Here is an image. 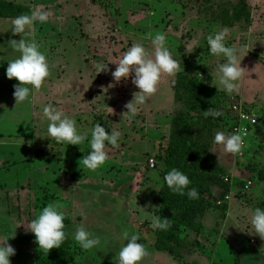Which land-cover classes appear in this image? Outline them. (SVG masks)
I'll list each match as a JSON object with an SVG mask.
<instances>
[{
  "label": "rangeland",
  "instance_id": "rangeland-1",
  "mask_svg": "<svg viewBox=\"0 0 264 264\" xmlns=\"http://www.w3.org/2000/svg\"><path fill=\"white\" fill-rule=\"evenodd\" d=\"M5 1L50 14L47 23H36L34 39L48 58L51 75L41 90L32 94L31 102L17 105L13 98L17 81L7 79L5 71L7 61L18 55L13 54L10 41L21 37L12 34L13 19H0V177L9 179L5 188H11L15 196L10 203H0V220H9L13 231L19 230L17 234L25 239L24 244L19 243L24 245V254L12 256L13 264H31L37 254L49 257L52 250L43 255L34 235L21 224L55 200L63 202L70 221L66 227L71 239L67 264H116L124 230L138 234V243L145 245L148 255L142 264H208L210 248L205 243L221 233L231 237L233 248L226 242L217 246L216 258L222 264H232L231 252L239 254L247 242L252 249L248 251L260 250L264 257V249L258 246L260 237L250 223L252 210L264 208V0ZM160 2L165 4L159 7ZM225 28L229 46L240 47L238 38L243 33L247 42L243 45L246 55L243 52L239 57L245 76L239 94L233 95L214 86V69L223 58L211 55L207 45L208 35ZM157 32L166 35L173 58L181 61L183 70L171 77L162 75L157 93L129 121L123 117L124 105L138 89L131 75L115 84L111 73L133 44L140 43L152 53L151 38ZM97 63L108 64L107 71L97 74ZM176 79L181 80L182 98L186 99L179 105L174 102ZM109 84L115 86L104 92ZM204 90H211L213 97L206 100L222 113L216 126L200 111L203 105L198 95ZM67 92L71 94L64 95ZM87 94V100H80ZM236 101L256 116L258 124L250 129L243 151L233 155L215 144L214 136L217 131L232 133L237 116L231 105ZM49 103L75 118L89 139L96 123L106 132L120 131L119 148L106 145L105 164L95 171L87 169L80 161L90 151L87 142L74 146L47 137V121L41 113ZM175 112L182 116L174 124ZM174 144L177 149H171ZM149 159L154 160V169H149ZM172 168L189 175V187L198 191L208 188L212 198L190 200L174 194L163 182ZM244 183L249 184L247 190L242 189ZM39 189L40 197L32 201ZM163 192L178 199L163 202ZM200 207L204 217L189 226L196 219L186 214ZM163 208L182 210L179 220L174 217L182 225L180 231L174 221L170 230L163 231L174 237L180 233L169 242L175 245L176 257L154 250L160 241H156L159 230L151 227L152 214L161 216ZM6 210L7 215L3 213ZM81 224L101 238V247L81 249L71 235ZM261 242L264 245V239ZM10 245L18 250L19 245Z\"/></svg>",
  "mask_w": 264,
  "mask_h": 264
},
{
  "label": "clouds",
  "instance_id": "clouds-1",
  "mask_svg": "<svg viewBox=\"0 0 264 264\" xmlns=\"http://www.w3.org/2000/svg\"><path fill=\"white\" fill-rule=\"evenodd\" d=\"M49 15L47 11H33L31 14H21L11 21L12 34L21 37L19 41H10L13 54L18 55H14L13 59L7 61L5 71L7 79L17 81V84L13 86L15 105L31 102L32 94L39 92L51 75L48 58L34 39L36 23H47ZM228 31L225 28L208 35L207 45L211 55L223 58V62L217 63L214 69L216 74L214 86L218 91L233 95L239 94L240 83L244 79L246 69L241 67L242 59H239L244 49L229 46L226 43ZM166 41V35L157 32L151 38L152 53H149L142 44L136 43L129 47L122 54L119 62L115 64L116 68L111 73L115 84H119L121 80L127 81L131 75L132 84L138 89L132 94L131 101L124 105L126 111L123 117L129 121L133 120L141 108L157 93L162 75L171 77L183 70L181 61L173 58ZM246 53L244 52V56ZM107 65L97 63V74L107 71ZM114 86V84H109L102 90L106 92L108 88ZM41 115L43 120L47 121V137L53 138L56 143L74 146L85 142L89 144L88 155L80 160L89 170L95 171L105 164L108 159L105 151L106 145L119 148L122 133L118 130L106 132L105 127L96 123L89 139L86 133L79 130L75 118L58 110L53 104L44 105ZM203 115L205 118L209 116L216 118L222 113L211 108L203 111ZM247 135L248 131L245 128L230 134L217 131L214 143L222 146L224 152L228 154H240L245 147L244 137ZM163 182L174 194L187 196L190 200L199 199L198 190L195 187H189L191 184L189 177L177 168L169 170L163 176ZM152 215L151 227L154 230L167 231L171 227V219L162 218L155 212ZM65 220V206L62 201L55 200L44 206L38 216L26 220L21 225L24 226L26 232L34 235L39 250L47 256L50 250L61 248L68 238L69 233L66 231ZM250 223L252 231L264 239V208L255 207L252 210ZM71 235L84 251L97 249L102 245L101 238L82 224L77 225ZM11 238H14V231L0 236V264H10V257L15 255V249L8 243ZM120 240L122 241L121 247L114 258L116 264H142L148 252L143 243H138L139 235L124 230L120 234ZM125 241H127L126 244Z\"/></svg>",
  "mask_w": 264,
  "mask_h": 264
},
{
  "label": "trees",
  "instance_id": "trees-1",
  "mask_svg": "<svg viewBox=\"0 0 264 264\" xmlns=\"http://www.w3.org/2000/svg\"><path fill=\"white\" fill-rule=\"evenodd\" d=\"M31 13H32V9L28 6L15 4L13 2H8L5 0H0V19H14L15 17H17L21 14H31ZM183 86L185 88H188L187 90H189V85H187L186 81H184V80H183ZM182 90H184V88L182 87L181 80L176 79V83L173 86V93H174V102L178 105L181 104V102H185V100H186V99L183 100V98H182V96H183V93L181 92ZM207 97H213L211 90H209V91L204 90L201 93H199V95H198V98L200 99L199 102H201L203 105L201 107V110H200L202 113H203V111L214 108L206 100ZM178 112H175L173 115V118H174L173 123L174 124L176 123V120L182 116V115L178 114ZM207 120L209 121V123L211 125H214L215 122L217 121V117L213 118V117L209 116V117H207ZM214 126H216V125H214ZM223 127L224 128L226 127L225 124H223ZM176 136H177V134H175V132H174L172 134V137L175 138ZM171 149H177V145L174 144L171 147ZM222 173H224V172L222 171ZM186 175L189 176L188 174H186ZM41 188H43V187H41ZM41 192H42V190L39 189V191L35 193L36 199H38L40 197ZM227 192H228V189L226 191H224V193H221L219 199L223 200L225 197V194H227ZM198 193H199V196H201V197L207 196L208 198H212L211 193L208 190V188L200 189L198 191ZM162 195L164 196V200H162V201L166 202V203L167 202L171 203L172 200H177L178 196H179L178 195L176 197H168L167 194L164 192L162 193ZM180 197H184V196H180ZM178 204H179V202H178ZM40 208H41V206H40ZM180 214L182 215V210L175 212V211L170 210L169 208H167V209L163 208V210L161 211V217L162 218L171 219V221H174L176 225H178V223H179L177 220H179L178 215H180ZM186 215L191 216L193 218L195 217L194 219H196V220L194 221V223H192V222H191L192 224L189 223V226L193 225V227H194L195 223L197 221H201V219L204 217L205 211L200 207L197 209L196 212H192V213L186 214ZM175 216H177V220H174ZM188 216H187V218H188ZM69 222L70 221H69V219H67V216H66V220H65L66 227L69 225ZM181 228H182V225L181 226L178 225L179 231ZM178 229H177V231H178ZM195 230L198 231V233H199V231H201V230H199L198 227ZM161 232H162V234H161ZM168 233H169L168 235L163 231H159V234L157 233V235H156L157 240L156 241L158 242V240H159L160 243L157 245L155 244L154 250L159 251V252H165L169 255H172L173 257H176L177 253H176V250L174 248L175 245L171 246V245H169V242H171L173 239H175V237H177V238L180 237V233L177 232V235H175V237H174V235H172V232L168 231ZM165 235L166 236L170 235L169 238H171V239H165L166 238ZM70 242H71V239L68 235V238L65 240L62 247L59 249H55V248L52 249V251L49 253V257L47 259H44L43 256H41L40 254H37L35 256V258L33 259V261L31 262V264H67L66 263L67 262V255H68L67 252H69V249H70ZM176 242H179V239ZM175 244H178V243H175Z\"/></svg>",
  "mask_w": 264,
  "mask_h": 264
},
{
  "label": "crops",
  "instance_id": "crops-1",
  "mask_svg": "<svg viewBox=\"0 0 264 264\" xmlns=\"http://www.w3.org/2000/svg\"><path fill=\"white\" fill-rule=\"evenodd\" d=\"M159 4L160 5H158V6L159 7H162V5H164L165 3L164 2H160ZM149 14L150 15L152 14L151 16L154 15L153 12H151V13L149 12ZM262 29H263V27H260V30H262ZM245 36H246L245 33L240 34V37L238 38V40L240 41L241 44H239L240 47H238V48H242V49L247 48V47H244L245 44L247 43L246 40L244 39ZM242 41H244L245 43L242 42ZM244 52H246V51H244ZM241 54L243 55V52ZM66 94H71V93H68L67 92L64 95H66ZM87 98H89V95L88 94L84 97V99L81 98L80 100L84 101V100H87ZM0 169H1V167H0ZM8 181H9L8 178H1L0 177V203L1 202H7V201H9V203H10V200H13L11 197H15L13 195V193L11 194L10 191H9L11 188H9V189L5 188L6 186L9 187V182ZM13 181L14 180H12L11 183ZM246 184L247 183H244L243 186L246 185ZM10 185L12 186V184H10ZM12 188H14V187H12ZM33 200H36L35 194L32 197V201ZM12 205H14V203ZM0 212H2V209L1 208H0ZM3 213H6V215H7L8 214V211L6 210ZM227 215H226V217H227ZM4 217H6V216H4ZM6 219H8V217H6ZM5 230H6V232L4 234V231ZM12 232H13V228H12V226H10L9 220L8 221L7 220L6 221L0 220V236H2V235H8V234H10ZM17 233H19V230H18V232H17V230L16 231L14 230V238H11L8 241L9 244H17V245H19V243L20 244H24L23 243L24 240H25L24 239V236L18 235ZM230 238H231L230 236H228L226 234L223 235V233H221V235L220 234H217L216 237L208 238L209 240H207V243H205L206 247L207 248H210V252L207 254L208 264H222L223 263L222 260L216 258L217 257V253H216L217 252V246H219L222 243L226 242L227 245L230 247V249H233L232 248V243H231L232 241L230 240ZM223 240H226V241H223ZM248 244H249V242H247V247L245 246L244 248H242V251H239V254H237V252L235 253L234 251L231 252V255H232V261L231 262H232V264H264V257H262V255H261L262 253L259 254L260 253V250L258 251V253L254 249H253V252H250V251H248L249 250L248 248H250V246ZM23 246L24 245H21V246L19 245V247H17V249L18 250H21V251H18V250L15 251V255L16 256L17 255H20L21 253L24 254V252H22L23 249H24ZM258 246H259V249H260V246L264 249V245L261 242V238H258ZM229 247H226V248L229 249ZM237 256H238V258H237ZM11 258L12 257H10V264H13L11 262V260H13L15 258H12V259Z\"/></svg>",
  "mask_w": 264,
  "mask_h": 264
},
{
  "label": "built area",
  "instance_id": "built-area-1",
  "mask_svg": "<svg viewBox=\"0 0 264 264\" xmlns=\"http://www.w3.org/2000/svg\"><path fill=\"white\" fill-rule=\"evenodd\" d=\"M231 112L232 114H236L237 116V121H235V124L232 126V133L238 132L241 128L247 129L248 135L244 137V142H246L251 132L250 129L256 127V125L258 124V119L254 114L250 113L247 109H245L242 106V103H239L237 101L231 105ZM148 167L149 169L155 168V162L153 159L148 160ZM248 186L249 184H246L243 186L242 189L247 190Z\"/></svg>",
  "mask_w": 264,
  "mask_h": 264
}]
</instances>
